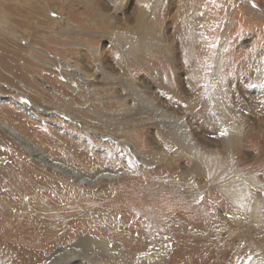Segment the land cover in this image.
Returning a JSON list of instances; mask_svg holds the SVG:
<instances>
[{
	"label": "rangeland",
	"instance_id": "rangeland-1",
	"mask_svg": "<svg viewBox=\"0 0 264 264\" xmlns=\"http://www.w3.org/2000/svg\"><path fill=\"white\" fill-rule=\"evenodd\" d=\"M7 1L13 6L16 0ZM37 2L44 10L38 22L42 28L40 38L35 40L21 35L3 20L0 7V119L36 144L46 156L69 164L77 171L85 173L82 166L93 162L94 157H104L108 166L114 164L116 169L131 166L125 176L132 181L121 184L122 192L128 193L129 202L139 209L147 207L144 199L149 195L140 199L136 185L150 184L155 190L179 192L180 202H176L179 207L193 206L196 198L188 196L199 194L202 196L199 208L219 202L223 186L241 188L245 185L249 204L255 208L254 222L236 207L223 209L220 206L211 210L213 225L205 224V230L212 237L213 226L217 231L214 234H219V242L205 248L204 253L216 256L213 261H204L206 257L200 256L203 251L200 247L181 252L180 246L174 245L161 260L153 242L150 252L157 256L154 264L194 261L198 264H264V0ZM143 14L145 23L139 25ZM64 27L80 33V38L60 36L59 30ZM15 47L24 49L25 53L13 55L12 59L9 50ZM7 50L9 54H4ZM8 60L12 62L10 68L3 64ZM75 71L80 77H76ZM148 98L149 104L142 107L140 102ZM85 100L86 111L81 107H68L71 102L83 104ZM20 104L29 108L35 117ZM32 104L46 113L35 112ZM159 115H168L170 120L166 121L180 129L188 143L207 158L213 157V173L199 187L194 179L181 177L186 170L182 159L186 157L178 159L177 150L166 149L168 141L163 140V130H168V125L159 123ZM97 118H105L99 126L103 124L108 128L106 133L93 127ZM224 123H229L234 133L239 131L236 147L223 143L218 129ZM114 139H125L137 148L140 157H135L124 145L116 144ZM66 144L70 148L65 157L61 151ZM85 147L90 156L81 164H75L72 160L75 157L71 155L73 149ZM157 154L165 156L166 162L160 163ZM165 163L180 170L166 173L162 170ZM98 167L96 164L94 170ZM119 180L121 176L112 175L100 177L98 183L91 185L78 183L34 160L0 130V199L13 195L10 197L14 200L4 198L3 202L28 206L31 211L35 210V203L55 202L62 216L52 222L55 228L50 233L39 227L25 230L23 234L12 232L9 243L0 239V264H45L58 249L75 246L89 236L93 240L115 238L116 253L127 254V257L113 256V251L108 256L96 245L86 248L88 245L75 248L78 257L75 264H145L122 246L125 244L121 234H126L121 233L122 220L114 223L119 232L111 233L104 230L93 233L85 222L69 226L74 220L92 219L104 229L110 227L108 214L104 219L97 213L102 205L90 207L96 202V196ZM57 190L61 192L56 194ZM205 194L207 196L203 197ZM61 195L66 197L65 202L60 199ZM73 201H78L77 207L69 204ZM165 205L149 207L168 210ZM179 207H169L170 214ZM116 211L124 212L117 208ZM36 213L42 215L43 211ZM181 213L187 215L184 210ZM230 213L239 221H233ZM2 221L0 238L9 229ZM20 234L24 239L17 243ZM34 235H39L41 240L31 243ZM46 235L51 237L45 238ZM195 251L198 256L194 255ZM85 253H89L87 259Z\"/></svg>",
	"mask_w": 264,
	"mask_h": 264
},
{
	"label": "bare ground",
	"instance_id": "bare-ground-1",
	"mask_svg": "<svg viewBox=\"0 0 264 264\" xmlns=\"http://www.w3.org/2000/svg\"><path fill=\"white\" fill-rule=\"evenodd\" d=\"M16 1L14 2L15 4H13V6H10L9 1L0 0V7L2 9V11H1L2 19L7 21L8 23H10L11 24L10 26L13 29H16L21 35H23V36L26 35L28 37V39L31 38V39L35 40V38H38V37L40 38V34H41L40 31L42 28L38 25V22L41 21L42 16H43V12H42V10H44L43 6H41L40 3L37 2L38 0H32L29 2H27L26 0H23L20 2H18V1L16 2ZM142 16L143 17L139 18V21L141 22V24H139V25H142V23H145L144 22V20H145L144 14ZM141 20H143V21H141ZM59 34H60V36H65V37L66 36H71V37L75 36L74 38H80V36H79L80 33L76 32L75 30H72L69 27H64V28L60 29ZM13 49L14 50H9L11 52L10 54L12 56H10V57H12V59L15 58L13 55L19 56V54L25 53V50L22 48L15 47ZM3 53L9 54L8 50L4 51ZM3 64H4V67L10 68L9 65H11L12 62H10V60H8V62H5ZM75 73H76V77H80V74H78L77 71H75ZM149 102L150 101L148 98V100L146 99L145 101H141L140 105L142 107L146 108L147 105L149 104ZM86 103H87V100L83 101V104L71 102V103H69L70 105L68 107H70V106L75 107V108L81 107V109L85 110V107H83V105ZM35 106L36 105L32 104V108H34L36 110V111L34 110L35 112L46 113L44 110H42L38 107H35ZM138 106L136 105L135 107H138ZM20 107L25 112H27L28 114L33 116L32 115L33 113H31L29 108H27L26 106H23L21 104H20ZM29 107H31V106H29ZM152 109H153V107H152ZM142 112H144V111H142ZM164 116H166V115H163V116L159 115L158 119L161 121L159 123H161L163 126L168 125V127H167L168 130H163L164 131L163 140L165 142L168 141L166 149L170 152L177 150L175 156L178 159H182V158L186 157V158L182 159L185 161L184 169H186V170H185V173H183V175L181 177H183V178L189 177L190 180L194 179L196 184L198 185V186L197 185L196 186L199 187L200 183H202V181H205V179L210 174L213 173V170H214V162L212 160L213 157L207 158L206 156L202 155L200 153V151L195 146L188 143L187 139H185V137L182 134L180 129L173 128L174 126H172L173 124L171 123V121H166L167 119L170 120V118L167 117L168 115L166 117H164ZM33 117H35V116H33ZM86 118L89 119L90 117L87 116ZM89 120L91 121V118ZM102 120H105V118H97V120L94 121L93 127L98 129L101 133H103V132L106 133L108 131L107 130L108 128L106 129L102 123H100L102 125L99 126V122ZM232 129L233 128L230 127L229 123L228 124L224 123L222 125L220 124L218 130L222 134L221 139L225 145L230 146V147H236V145L240 139V136L238 134L239 131L236 130L237 132L234 133L232 131ZM0 130L6 132L9 137L14 139L26 152H28L34 158V160H36L37 162L43 164L44 166H46L48 168L53 169L56 172H60L62 174L70 176L71 178L75 179V181L78 183H85L86 185H88V184L91 185L93 183H98V179L100 177H103V176H108V177H112V175L121 176V180H119L120 182L117 181L115 183H112V185H110L109 190H107L106 192H103L100 195L96 196L94 198V200L96 202H93V205L90 207L92 209V208H96V206L102 205L101 211L100 212L97 211V213L99 214L100 217L106 216L105 215L106 213L108 214L107 219L109 218V220H111L110 227H107L104 229L103 227H101L100 224L94 222V220H92V219H90V221H89V219H84L81 221L74 220L73 223L71 222L69 224V226L72 227V226H74L80 222H85V226L88 229L94 230V231L92 230L93 233H95L96 231L98 232L99 230H104L106 233H111V231L119 232L118 227H116V224H114V223L122 220L123 225L121 226V233L126 232L125 235L121 234V236H123V240H124V244H125V245H123V243H122V246L125 247L126 249H128L129 253L132 254V256H137L138 259L143 261L145 264H154L155 258L157 257L156 254H152L150 252L151 244L153 242H155L154 244H156V246L158 247V254H160L159 258L161 260L167 254L168 248L176 245V246H180L179 248H180L181 252L187 248H193L194 247L193 248V250H194L196 247H200L203 249V251H201V253H200V256L202 257L203 255H205V257H206L204 259V261H209V262L211 260L213 261L216 258V256L214 257V256H212V254H209L207 252L205 254L204 251H205V248H207L209 246L217 245V243L219 242V237H218L219 234L218 235L214 234V233H217V231H215L213 229L214 227L212 226L211 227L212 230L211 229L210 230L213 231L212 232L213 236L212 237L208 236L206 234L207 230H205V227H207V226H205V224H207V223L212 224L213 223L214 218H212V214L210 212H211V210L213 212V209L216 207L219 208L220 206H222L223 209H225L226 207H228V208L236 207L244 216H246V218L249 221L254 220L256 217L255 216V208L249 204L248 197H247L248 193L246 191L245 185L241 188L240 187L236 188L232 185L223 186L221 188V191H220L221 192L220 195L222 196V197H220L221 199L216 198L219 202H216L215 204H210V206L207 205V206L200 207V208H199L198 202L202 196L199 194H196V193H195V195H194V193L189 194L190 195V196H188L189 198H191V199L196 198L195 200L197 202L193 206H190V204H189L185 207H179V206H177V203H176L178 201L180 202V199L178 198V196L180 197L179 192L176 191L174 193V191L171 192L168 189L167 190H164V189L155 190L152 188V186L150 184H148V185L144 184V186H140V187L139 186L137 187V185H136L135 188L140 190V196L141 197L138 195L140 197V199L145 198L144 195H149V196H147V198L144 199V200H146V204H147L146 206L147 207H145V209H143V208L139 209V207H135L134 204H131L129 202L130 196H128V193L122 192L124 190L122 189L121 184H123V185L126 183L128 184L130 181H132V178L125 176L128 171H131V166H128L127 169H116V168H114V164H110L109 165L110 167H109L104 157L103 158L102 157H94L93 162L86 163L85 165L82 166V168L85 170V173H83L81 171H77L72 166H69V164H65L60 160H54L52 158H49L48 156H46L44 154L45 152L43 153L42 150L36 146V144L34 145L31 141L25 139L24 138L25 136L22 137L16 129H14L8 123L4 122L1 119H0ZM114 134L117 135L118 133L114 132ZM100 136H102V135H100ZM102 138H103V136H102ZM113 141H115L116 144L124 145V147L128 148L135 157H137V158L140 157V154H138L137 148H134V146L129 145V143L126 142L125 139L124 140L114 139ZM64 147H63L64 149H62L63 152L61 151V153L66 157V155L69 154L68 149L70 147H69V144H66V146H64ZM86 147L84 149H81V150L73 149L71 155H74V157H75V159H72L76 162L75 164H78V163L81 164L83 159L88 157L89 154L86 151ZM149 150L150 149H148V151ZM152 151L153 150H151V152ZM181 151H183V152H181ZM183 154H184V156H183ZM164 155H167V154H164ZM157 156L159 158L158 161H160V163L166 162L165 156L158 155V154H157ZM158 161H156L155 163H158ZM144 163L149 164L148 161H144ZM96 164H99V167L95 168V170H94V166ZM153 164H154V162H153ZM165 164H164V167L162 168V170H164V171L166 170L167 171L166 173H170V172L174 173V172L180 170L179 167L173 166V165L168 164V163H165ZM182 179L179 178L178 180H182ZM163 184H165V183H163ZM155 187H156V185H155ZM74 190H76V189H74ZM150 190H151V193H149ZM63 191L65 192V191H67V189L63 190ZM152 191H154L153 194H152ZM60 192H61V190H59V191L57 190L55 193L58 194ZM209 193L211 194L212 191ZM10 196H13V195L5 196V197H3V199L7 198L8 200H10V199L14 200ZM205 196H207V194H205L203 197H205ZM65 198L62 197V195H61L60 199L62 200V202H65L64 201ZM172 198H174V200H172ZM3 199L2 200L0 199V220H3L2 223L6 222L7 225H9V226H6V228L9 227V229H6L8 231L7 233H5V234L2 233L3 238H0V239H3L7 243H9V241H10L9 239L13 237L12 232H14V231H15V233L21 232L23 234L25 230L27 231L31 228H34V229L43 228L46 230V232L50 233L55 228L52 226V222L59 220L62 217L61 216V208L55 202L53 204H45V203L44 204H41V203L36 204L35 203V206H34L35 210L31 211V210H29L28 206H26V207L24 205L15 206L11 202L10 203H4ZM166 199H168V200L171 199L172 202L174 201L176 204L173 203L174 205H168L169 202L165 201ZM8 200H6V201L8 202ZM193 201H194V199H193ZM172 202L170 201V203H172ZM160 203H162V204L165 203L166 204L165 206H168V210L162 211L163 208H160L158 210H152L151 209L152 206L153 207L159 206ZM12 204H13V206L11 207ZM69 204L70 205L76 204L75 206L77 207L78 201L77 202L73 201V203L70 202ZM150 205H151V207H149ZM67 206H68V204H66L65 208H67ZM75 206L73 208H76ZM172 206L179 207V209H176V212H174V214L171 215L169 212V207H172ZM13 208H16L15 211H12V210H14ZM36 208L38 210L43 211L42 215H40L39 213H36L38 211ZM116 208L118 210H122L124 212L116 211ZM120 208H126V209H120ZM85 209H83V210H85ZM110 209H113V210H110ZM62 210H64V208H62ZM181 210H184L187 215L183 216V214L181 213ZM95 212L96 211H94V213ZM164 213H166V214H164ZM229 215L233 221H235V222L239 221L238 217L234 216L231 213ZM38 216H41V218H39ZM104 219H106V218L104 217ZM184 222H187V223H184ZM252 222H254V221H252ZM1 225L2 224L0 222V227H1ZM50 226H52V227H50ZM9 236H11V237H9ZM116 236L114 235V237H116ZM38 237H39V235H37V236L34 235L33 237H31V240H32L31 243L33 241L36 242L38 240H41L40 239L41 237H39V238ZM50 237H51V235L45 236V238H50ZM17 238H18L17 243H19V242L23 241L24 236L20 234V236H18ZM108 238L109 239H107V240H102V239L101 240H93L92 237H90V236L86 237V238L83 237L82 240L79 243H76L75 246H70L68 248L63 247V249L62 248L58 249L56 253H54L53 255H51L50 257L47 258L45 264H57V262H59L61 264L62 262H65V261H67L71 264H75L78 261V257L74 253L75 248H77V247L83 248L82 246H88V245H89V247H86V248H92L96 245L98 248H100L101 251H103L102 253H106L108 256L110 255V252L113 251V254H114L113 256L119 255V257H123V256L127 257V254H122V253L117 254L115 251V250H117L116 249L117 247L114 245L115 238H113V239H110L111 237H108ZM110 244L111 245L113 244V245L110 246ZM109 247L112 250H109L108 249ZM195 254H196V256H198L196 251H195L194 255ZM88 255H89V253L88 254L85 253L84 258L87 259L89 257ZM179 255H181V254H179ZM185 255L188 256L187 254H185ZM185 255H184V257L186 258ZM125 257H123V258L126 259ZM188 263L189 264H198V261H194V263H192V262H188Z\"/></svg>",
	"mask_w": 264,
	"mask_h": 264
}]
</instances>
